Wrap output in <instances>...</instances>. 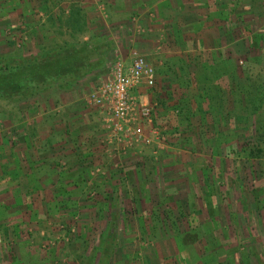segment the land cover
<instances>
[{
  "label": "rangeland",
  "instance_id": "obj_1",
  "mask_svg": "<svg viewBox=\"0 0 264 264\" xmlns=\"http://www.w3.org/2000/svg\"><path fill=\"white\" fill-rule=\"evenodd\" d=\"M247 1L248 12L255 9L256 17L264 18V0ZM122 2L127 1L0 0V14L6 20L5 27L0 28L1 56L44 60L70 43L77 47L73 56L84 60L87 56L81 43L87 42L92 51L87 59L96 65L93 72L67 89L44 85L31 97L9 101L0 98V131L10 140L16 131L5 122L7 116L20 114L26 119L27 111L38 105V111L58 109L59 114L53 111L55 116L68 115L71 121L77 117L74 111L79 112L80 108H63L60 103L74 87L89 76L94 82H105L111 66L123 60L121 55L135 52L146 56L156 70L155 87L144 89L146 101H139L152 107L154 127L161 132L152 145L120 144L102 116L97 141L91 142L93 152L81 164L83 171L60 172L62 184L54 191L59 202L41 211L35 199H30L44 190L21 187L14 192L24 194L26 199L20 197L14 204H10L12 200L0 206V215L5 216L4 221L0 220V264H22L19 256L23 252L17 251V245L24 248L27 243L37 247V257L44 261L41 264H84L88 258L93 259L91 264H112L122 255L125 245L130 248L133 244L124 233L131 227L136 229L134 222L138 220L127 218V213L143 211L145 202L151 206L153 201L157 216L169 211L170 206L172 213H181L177 222L188 227L190 221L184 219L193 210H212L209 199H219V211L226 206V213L221 220L201 217L193 221L199 239H214L218 244L225 238L227 245L232 246L226 253L230 257L228 264H264V222L260 220L264 214L260 213V206L250 200L239 203L227 191V184L231 188L236 183L246 195L251 194L258 183L252 166L256 159H264V102L260 101L264 99V24L244 31L252 43L238 46L241 59L207 51L193 56L188 51L194 43L188 39L196 30L171 28L179 20L180 0H172V10L162 13L168 16L163 15L162 20L173 24L167 26V40L160 39L154 49L142 41L147 37L148 26L138 19L140 15L122 11L121 7L128 4ZM18 11L23 12L22 20H17ZM214 13L219 16L221 12ZM11 18L15 24L9 22ZM12 88L10 84L8 89ZM94 89L85 91L84 96ZM30 123L25 121L27 128L23 132L32 128ZM146 130L150 134L148 127ZM224 190L227 196L223 195ZM164 196L178 199L179 203L165 206L160 201ZM189 199L191 203L187 202ZM114 214L118 217H111ZM158 218L160 225H166V219L160 215ZM217 228L223 230L216 232L217 237L202 233ZM14 229L20 230L18 239H14ZM136 240L146 250L155 243L140 236ZM138 256L135 252L131 259Z\"/></svg>",
  "mask_w": 264,
  "mask_h": 264
},
{
  "label": "crops",
  "instance_id": "obj_2",
  "mask_svg": "<svg viewBox=\"0 0 264 264\" xmlns=\"http://www.w3.org/2000/svg\"><path fill=\"white\" fill-rule=\"evenodd\" d=\"M125 1L127 2H122L121 4L128 3V7L124 5L121 7L122 11L133 12L136 16L140 15V17L137 16L138 19L143 20V25L148 26V34L147 37L143 38V42H148L150 48L154 49V46L160 42V39L164 38L167 40L168 37H166L167 35L164 37V34L170 28L167 27L168 24L172 25L173 23L171 21H169L170 23L164 22L162 20L164 14L162 13L172 10V0ZM247 4V0H180L181 10L178 15L179 20L177 19L178 21L171 28H181L180 30L183 29L184 32L196 30V33L192 34L193 38L187 35L190 38L188 40L192 44L194 43L193 47L188 51L193 56L196 53L200 55L202 52L207 51L214 52L213 54H221L224 58L241 59L242 56L239 54V50L236 51L239 48L238 46L242 43H252L245 36L244 31L247 29L252 31L256 25H260V23L264 24V18L260 17L259 19L254 14L255 9L251 10L250 13L248 12V8L250 7ZM29 7L26 6V8ZM216 11L221 12L219 16L214 13ZM257 11L259 12V10ZM20 13L18 11L19 19L17 20H22ZM2 17L3 15L0 14V28L3 29L6 25V20L3 21ZM9 22H13L12 18ZM13 23L15 24V22ZM206 46L208 48L211 47L207 49L205 48ZM245 52L242 54H246ZM117 57H119V52ZM121 57L127 66L131 65L133 53L129 56L121 55ZM146 59L149 60L147 57ZM93 80L94 78L89 76L86 80L79 82L72 90V92H78V94L72 96L71 92L64 102L60 103L63 108L67 106H77L80 108L79 112L74 111L75 114L77 113V117L75 119L70 118L71 121L68 119V115L55 116L57 115L55 112H58V114L60 112L58 109L53 108V111L56 110L54 113L53 111L47 113L41 110L38 111V105L33 106L27 111L29 115H27L26 119H23L20 114L17 117L9 115L5 119L3 118L6 123L12 125V128L14 127V131L16 132H14V138H11V141L6 133L0 131V206H5L12 200L13 202L10 204H14L16 199L20 197L26 199L24 194L15 193L19 188L35 187L44 191L37 192V195L30 200L35 199L38 204L37 207L42 211L43 207L51 206L56 201H60V199L56 200L54 194L55 188L59 184H62L60 172L83 171L81 164L93 152L94 147L91 146V142L95 143L97 141L96 134L99 131V121L102 116H105L102 109L89 105L87 101L88 96H84L85 91L88 92L100 84L99 81L94 82ZM144 89H147V86L141 84L134 89L133 94L137 95L139 99L146 101V98L142 94ZM223 90H225V87H223ZM226 90L227 92L230 91V85L226 86ZM25 121L31 122L32 128L28 132H23L22 130L27 128H24L23 125ZM256 161L257 163H254L252 166V172L256 176L258 175V183L254 191L249 194L250 196L244 193V189L235 185L236 183H233L231 188H228L227 184V191H231L239 203L250 200L260 206V213L264 214V159L260 157ZM224 166L228 167V164ZM7 181H10L11 184L8 185ZM223 188L225 189L226 187L224 186ZM223 193L224 196H227L226 190ZM7 197L8 199H6ZM26 201L24 203H28ZM160 201L165 206H174L176 203H179L178 199H172L171 196H164ZM217 201L214 202L213 200L211 202L209 199L208 203L212 204V207H210L212 210L209 213L207 211H200L197 208L192 213H189L186 219H184L190 221V224H187L188 227L182 226L177 222V217L181 213L177 210H174L172 213L173 209L170 206L169 211L158 213V216L160 215V217L162 216L163 219H166V225L164 223L160 225V218H158L157 211L153 207L154 202L151 201V206L145 202L143 211L126 214L127 218H137L139 221H135L136 224L134 222L136 229L131 227L124 233V236L127 235L125 238L130 240V243L133 242V244L130 248L125 245V248L121 250L122 255L116 257L112 264H131L135 261H137L136 264H228L230 257L226 253L232 247L231 244L228 246L225 238L222 239V243L219 240L220 243L218 244L214 239H211V241L199 239L200 233L195 229L197 225L192 223L196 220L199 221L201 217L206 218L207 221H211L213 218L221 220L223 214L225 216L226 206L223 207L222 211H219L221 202L219 199ZM187 202L191 203L190 199ZM41 211H38V213L42 214ZM34 213H37V211L34 210ZM111 217L117 218L118 216L114 214ZM1 218L4 221L5 216L0 215V220ZM260 220L264 222V217ZM2 223L0 221V225ZM139 226L142 227V233H139L141 231L138 228ZM222 229L224 230L225 228L223 227ZM222 229H211L208 232L202 233L217 237L219 234L216 232L222 231L223 233ZM14 232V239H18L17 234H20V230L14 229ZM138 236L147 241L152 240L156 244L153 243L151 249L146 250L141 244H138L136 240ZM23 247L17 245V251L20 249L23 252V255L19 256L22 264H41V262H44L38 259L37 255L39 253L37 247L33 244L27 243ZM201 251H205L207 254L202 255ZM135 252H138L139 256L131 259V256ZM220 253L223 254L221 257L218 256L221 255Z\"/></svg>",
  "mask_w": 264,
  "mask_h": 264
},
{
  "label": "built area",
  "instance_id": "obj_3",
  "mask_svg": "<svg viewBox=\"0 0 264 264\" xmlns=\"http://www.w3.org/2000/svg\"><path fill=\"white\" fill-rule=\"evenodd\" d=\"M156 77L154 66L135 52L131 65L127 66L119 59L111 66L106 81L88 96L89 105L104 112L118 143L152 145L159 138L161 132L154 127L152 107L140 102L133 94L134 89L141 84L155 87ZM146 127L150 129V134H147Z\"/></svg>",
  "mask_w": 264,
  "mask_h": 264
},
{
  "label": "trees",
  "instance_id": "obj_4",
  "mask_svg": "<svg viewBox=\"0 0 264 264\" xmlns=\"http://www.w3.org/2000/svg\"><path fill=\"white\" fill-rule=\"evenodd\" d=\"M81 47L89 57L92 53L89 43H81ZM63 48L50 57H43L44 60L38 57L13 59L0 55V78L3 79L0 81V98L9 101L31 97L38 94L44 85L67 89L93 72L96 65L92 59L85 57L83 60L73 56L77 50L75 45L69 43ZM10 84L13 88L9 90ZM260 101L263 104L264 99ZM92 261V258H88L84 264H91Z\"/></svg>",
  "mask_w": 264,
  "mask_h": 264
}]
</instances>
